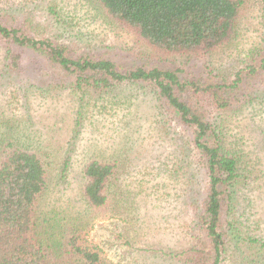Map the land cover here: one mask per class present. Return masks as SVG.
I'll return each mask as SVG.
<instances>
[{
    "label": "rangeland",
    "instance_id": "obj_1",
    "mask_svg": "<svg viewBox=\"0 0 264 264\" xmlns=\"http://www.w3.org/2000/svg\"><path fill=\"white\" fill-rule=\"evenodd\" d=\"M0 21L20 25L37 39L67 43L72 55L111 59L122 69H178L179 76L186 78H206L215 67L230 76L250 63L252 54H264L261 0H242L233 38L209 56L154 50L106 18L91 0H0ZM12 48L20 55V64L16 70L8 68L13 75L19 74L10 79L0 51V133H11L21 147H39L49 155L50 190L40 209L63 220L82 214L84 165L93 159L117 161L120 176L111 188L121 191L118 208L92 215L81 237L84 244L97 245L104 264H183L171 254L190 246L198 234L185 195L190 184L194 192L204 191L195 152L185 151L189 148L186 132L177 125L159 123L154 99L139 86L120 87L87 105L40 53ZM260 77H249L238 92V100L253 97L252 104L227 113L246 170L229 217L252 237L264 236V101L251 90L262 83ZM179 144L185 150H179ZM119 232L126 233L129 245L116 236ZM243 243L232 247L225 264L264 262V250Z\"/></svg>",
    "mask_w": 264,
    "mask_h": 264
},
{
    "label": "trees",
    "instance_id": "obj_2",
    "mask_svg": "<svg viewBox=\"0 0 264 264\" xmlns=\"http://www.w3.org/2000/svg\"><path fill=\"white\" fill-rule=\"evenodd\" d=\"M91 1L106 18L135 33L154 50L204 56L233 38L242 6V0ZM261 3L264 7V0ZM49 10L54 18L55 11ZM20 27L0 21V51L9 79L19 75L9 71L20 64V55L12 46L27 47L59 70L67 78L65 86L82 94L85 104L108 97L120 87L136 85L154 99L159 123L177 125L186 132L188 150L182 144L177 147L190 155L195 152L197 168L203 173L204 191L194 192V186L188 185L185 197L192 207L191 222L198 234L190 246L171 254L172 258L183 264H225L237 244L247 242L264 250V236H246L242 225L235 226L229 217L246 170L227 118L228 112L236 113L244 104H252L253 97L238 100V92L244 90L249 77L261 76L262 83L251 90L264 101V54L251 53L250 63L230 72V76L215 67L206 78H186L179 76L178 69L157 66L122 69L111 59L94 58L88 53L72 55L67 43L34 38ZM241 96L246 97L245 93ZM232 137L236 140H231ZM21 146L11 133H0V264H104L101 249L84 244L82 236L95 212L118 208L121 191L111 188L117 185L114 183L119 173L117 161H88L83 168L82 214L55 219L54 214L43 212L39 205L50 190L46 168L49 155L39 147ZM111 204L113 209L109 208ZM116 236L129 245L125 232Z\"/></svg>",
    "mask_w": 264,
    "mask_h": 264
}]
</instances>
